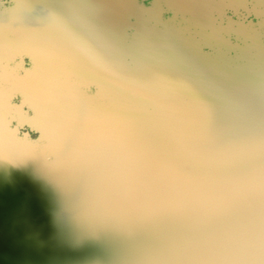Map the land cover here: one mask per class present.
Masks as SVG:
<instances>
[{"label": "bare ground", "instance_id": "bare-ground-1", "mask_svg": "<svg viewBox=\"0 0 264 264\" xmlns=\"http://www.w3.org/2000/svg\"><path fill=\"white\" fill-rule=\"evenodd\" d=\"M32 1L15 0L9 9L0 4L1 15L23 18L4 32L5 43L27 39L43 50V54L36 53L38 57L31 53L35 58L32 70L23 80L17 78L16 87L8 83L12 86L8 89L21 88L28 95L29 100H21L22 105L39 106L44 99H52L55 107L60 104L58 113L70 136L65 164L51 178L39 173L47 168L45 163L34 167L29 160L17 158V145L9 133L15 135L8 128L4 132V123H0V264H143L125 235L127 218L131 217L125 208L129 196L112 184L124 169L122 161L133 155L134 134L121 133L117 126L107 127L101 111L78 96L100 100L117 115H123V110L110 94L102 95L87 81L64 75L46 57L52 53L74 64L77 71H98L134 93L153 97L170 123L183 132H196L200 140L210 136L207 131L213 128L223 106L236 102L239 108L247 101L242 90L248 80L245 73L252 58L264 54V46L227 40L207 31L211 42L227 46L232 53L224 64L208 66L153 23V14L139 9L136 0ZM1 95L4 119L8 115L15 122L20 120L18 108L4 103ZM195 110L205 113L203 127L209 129L195 131ZM37 114L23 117L24 121L42 122L43 114ZM156 119L153 129H157ZM54 126L57 131L58 125ZM17 135L21 137L17 140L25 141L32 150L29 153L44 154L39 150V135ZM55 141L49 152H58V139ZM34 160L41 164L38 158ZM52 164L47 163L49 168ZM151 205L170 208L168 200H155Z\"/></svg>", "mask_w": 264, "mask_h": 264}, {"label": "water", "instance_id": "water-1", "mask_svg": "<svg viewBox=\"0 0 264 264\" xmlns=\"http://www.w3.org/2000/svg\"><path fill=\"white\" fill-rule=\"evenodd\" d=\"M12 5H7L8 9ZM136 6L153 14V23L161 25L208 66L224 64L232 58V53L227 46L211 42L206 37L207 31L227 40L264 46V0H150L148 3L136 0ZM247 15H252L254 20H244ZM17 17L0 14V26H3L0 59H5L0 60L3 64L0 93L4 103L18 108L20 120L17 121L31 123L40 131L39 150L44 154L29 153L32 150L27 143L17 140L20 136L13 127L15 119L7 118L8 115L4 119L1 108L0 123H4V132L8 128L15 135L9 133L17 145V158L29 160L34 167L41 168L45 163L47 168L39 173L53 178L56 170L65 164L70 132L58 113L60 104L55 107L52 99L42 100L39 106L27 101L22 115L19 113L22 104L11 100L16 92L28 99L21 88L9 90L8 87H16L17 78L23 80L32 70L31 66L20 75L11 63L25 55L35 63L31 53L37 57L43 54L39 44L32 40L5 43L4 32L23 22V18ZM48 56V61L64 75L87 81L102 95L110 94L123 115L112 113L100 100L88 95L81 93L78 97L101 111L107 127L117 126L121 133L134 134L133 155L122 161L124 169L112 184L129 196L125 208L131 217L127 218L125 235L139 262L264 264V54L253 57L249 72L245 73L248 80L242 90L247 101L239 108L236 102L223 106L213 128L207 131L210 136L200 140L196 132L195 135L192 131L183 132L170 123L153 97L134 93L98 71L85 68L77 71L74 64L61 61L52 53ZM37 112L44 115L41 124L24 121L23 117H36ZM155 118L157 129L152 124ZM192 118L198 133L209 129L203 127L206 121L203 111L195 110ZM54 139H58L55 141L58 152L52 153L48 149ZM36 158L41 164L34 163ZM51 162L54 164L49 168L47 163ZM155 200H168L170 208H152L151 202Z\"/></svg>", "mask_w": 264, "mask_h": 264}, {"label": "rangeland", "instance_id": "rangeland-1", "mask_svg": "<svg viewBox=\"0 0 264 264\" xmlns=\"http://www.w3.org/2000/svg\"><path fill=\"white\" fill-rule=\"evenodd\" d=\"M150 0H143L144 3H148ZM15 0H0V4H5V5H9V4H14ZM228 15L231 18H235L234 16H232L231 14L228 13ZM244 20H254V17L252 15H247L245 16ZM22 59L19 60V58L17 57L15 59V61L13 63H11V65H14V68L17 70H19V74L20 75H24V72L31 68V66L33 65V61L30 58V56L25 55L23 57H21ZM23 95L19 92H16L15 95L12 96V102L14 104H19L21 103V100H23ZM20 115H22L24 113V110L27 109V106L25 104L20 106ZM17 121V120H16ZM13 123V127H16L18 129V133H27L29 137L31 138H35L39 135V130L33 128V124L31 123H22V122H15V120L12 121Z\"/></svg>", "mask_w": 264, "mask_h": 264}]
</instances>
